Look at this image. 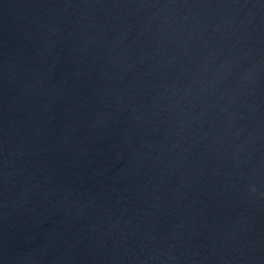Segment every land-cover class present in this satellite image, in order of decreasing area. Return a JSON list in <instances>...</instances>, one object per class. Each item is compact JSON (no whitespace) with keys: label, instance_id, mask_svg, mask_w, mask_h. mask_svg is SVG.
Listing matches in <instances>:
<instances>
[{"label":"water","instance_id":"1","mask_svg":"<svg viewBox=\"0 0 264 264\" xmlns=\"http://www.w3.org/2000/svg\"><path fill=\"white\" fill-rule=\"evenodd\" d=\"M0 264H264V0H0Z\"/></svg>","mask_w":264,"mask_h":264}]
</instances>
